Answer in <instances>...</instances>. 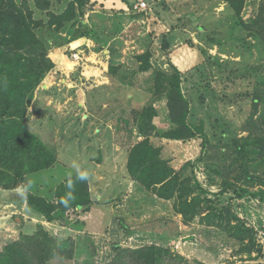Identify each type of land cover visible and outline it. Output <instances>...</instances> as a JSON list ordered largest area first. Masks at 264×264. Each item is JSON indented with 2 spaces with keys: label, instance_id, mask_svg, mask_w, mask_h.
Masks as SVG:
<instances>
[{
  "label": "rangeland",
  "instance_id": "obj_1",
  "mask_svg": "<svg viewBox=\"0 0 264 264\" xmlns=\"http://www.w3.org/2000/svg\"><path fill=\"white\" fill-rule=\"evenodd\" d=\"M68 1L52 0L50 9L59 11ZM145 1V10L134 11V0H90L83 15L63 29L38 30L55 65L34 90L24 117L29 123L24 122L29 130L36 114L55 122L57 127L32 133L54 153L53 166L64 165L32 179L48 184L43 197L52 200L54 187L66 176L91 167L97 177L88 176L89 193L100 202L111 196V212L104 222L101 207L68 209L49 222L26 204L20 184L15 190L0 188V252L41 225L59 243H72L58 249L49 264H138L132 250L151 245L173 253L162 256L160 264H264V163L252 153L242 156L235 145L254 128L249 123L264 116V86L259 85L264 44L241 26L227 0ZM27 4L34 7L33 0ZM261 4L264 0H245L241 18L254 19ZM148 49L153 69L181 73L187 120L202 122V133L190 139L155 138L170 165L185 167L184 174L206 192L200 215L190 222L175 213L172 199L145 194L124 178L128 151L143 138L140 110L152 102L158 132L169 127L165 100L153 97V70L138 69L136 57ZM73 50H83L75 68ZM214 209L234 214L231 224L252 228L256 243L249 254L225 229L204 223ZM82 223L83 228L72 227ZM118 225L124 232L109 233Z\"/></svg>",
  "mask_w": 264,
  "mask_h": 264
},
{
  "label": "trees",
  "instance_id": "obj_2",
  "mask_svg": "<svg viewBox=\"0 0 264 264\" xmlns=\"http://www.w3.org/2000/svg\"><path fill=\"white\" fill-rule=\"evenodd\" d=\"M227 1L241 26L253 32L264 44V4L260 5L254 19L246 21L241 18L245 0ZM89 2L90 0H69L63 9L53 11L50 9L52 0H33V8L28 6L27 0H0L2 189L17 188L24 181L26 174L50 168L56 160L54 153L41 143L24 122L34 90L55 65L48 57L47 41L38 34V30L44 29L54 33L63 29L66 23L83 15L82 9ZM37 13L41 16H36ZM150 57L149 49L138 55V69L142 72L153 70V97L154 100H165L169 127L158 132L152 122L153 117L158 114L157 110L151 105L152 102L143 107L137 123L139 134L143 135V138L128 151L125 167L135 188L160 199H172L175 213L180 214L184 221L190 222L200 215V203L207 201L202 193L206 192L197 182L192 181L190 175L184 174L185 167L175 170L170 165L169 160L163 156L162 147L155 144V138L190 139L202 133V122L192 124L187 120L189 101L181 88V73L175 68L171 69L172 72L160 68L153 69ZM262 81L259 85L264 86V79ZM249 126L254 128H249V135L242 138V144H237L233 138L238 153L242 156H250L248 153H252L257 157L254 160L264 163V116L259 122L252 120ZM250 179L254 180L255 177L250 176ZM53 192L52 200L32 192L25 193L26 204L49 222L57 219L58 212L75 208L88 209L91 203L87 179L80 180L77 171L59 182ZM257 194L261 195L262 192ZM208 215L210 218L204 220L206 225L216 223L227 231L229 238L245 245L244 252L250 253L256 243L252 228L238 222L231 224V217L236 218L235 215L229 217L221 209H214L212 214ZM21 238L4 245L0 252V264H49L58 249L72 245L68 239L59 243L41 225L34 234H24ZM131 253L138 264H160L162 256L173 257L169 249L153 245L136 248Z\"/></svg>",
  "mask_w": 264,
  "mask_h": 264
},
{
  "label": "crops",
  "instance_id": "obj_3",
  "mask_svg": "<svg viewBox=\"0 0 264 264\" xmlns=\"http://www.w3.org/2000/svg\"><path fill=\"white\" fill-rule=\"evenodd\" d=\"M123 4V3H122ZM132 5V4H131ZM79 42H80V40H79ZM81 43V42H80ZM150 52H151V50H150ZM152 53V52H151ZM56 53H53V55H55ZM62 54V53H61ZM50 58L52 59V61H55L54 60V58L52 57V54L50 53ZM61 58H63V57H61ZM60 58V59H61ZM61 64H62V62H60ZM159 64H162V62L160 61V58H159V62H158ZM152 64V63H151ZM161 69V68H160ZM66 70L67 71H69V69H67L66 68ZM67 73V72H66ZM40 86H42V85H40ZM44 92H47V89L46 90H44ZM39 93V98H40V95H41V92H39V88H38V91H36V94H38ZM48 93V92H47ZM33 100V99H32ZM32 102V101H31ZM26 115H28L29 116V113L27 114L26 113ZM39 115V114H38ZM37 114H36V116L33 118V121L34 122H31V124L33 125V128L31 129L30 128V131L31 132H33V131H35L37 128H38V134H41V132L44 130V129H48V126L49 125H54V126H56L57 127V125L55 124V122H54V124L52 123V121L51 120H46L47 119V115H42L40 118H37V116H38ZM27 116V118H25L24 119V121L26 122V123H29L28 122V120L30 119L29 117ZM38 119V120H37ZM49 130V129H48ZM34 133V132H33ZM111 160V159H110ZM58 162H60V161H58ZM105 162V161H104ZM109 162L110 161H108V162H105V164H109ZM125 163H126V160H125ZM57 165H61V166H63L64 165V163H62V164H57ZM56 165V166H57ZM56 166H51L50 168H52V169H54ZM65 166L66 167H68V165H66L65 164ZM86 167H89L88 165H86ZM50 168H47V169H50ZM91 168V167H90ZM89 168V170L87 169L86 170V168L84 167V169H82V170H80V171H84V172H87L88 173V176L92 179V168L90 169ZM44 170H46V169H44ZM43 170H40V171H36V172H33V173H29V174H27L26 176H25V179H24V181L20 184L21 186H20V188H21V190H23V187L26 189V192L28 191V192H32V193H35V194H37V195H40V196H43V194H44V192H45V188H47L48 187V184H46L45 182V184H43V182H36V180H34V179H32L33 178V176L34 175H36V173H39V172H42ZM72 173V172H71ZM70 173V174H71ZM69 174V175H70ZM98 176H100V175H98ZM96 177L97 176H94L93 177V179L94 180H91V181H95V179H96ZM101 177V176H100ZM124 178H126L128 181H129V183H130V181H132L131 179H130V177H129V175L127 174V171H126V167H125V177ZM132 183H133V181H132ZM44 187V188H43ZM43 188V189H42ZM55 188V187H54ZM15 189H17V188H14V190ZM1 190H5V191H10V190H12V189H2L1 188ZM105 193V192H104ZM108 194H106L105 195V197H102L103 198V202H100V200H97V198L95 199L94 198V196L92 195V194H90V201H91V203H90V205H89V207H98V208H100L105 214V216H106V218L104 219V222H106L107 221V212H111V206H110V197L111 196H107ZM101 198V199H102ZM164 201V200H163ZM129 203H131V202H129ZM81 209V211H86L87 209H84L83 210V208H80ZM74 210V209H73ZM75 210H77V208H75ZM78 210H79V208H78ZM129 210V209H128ZM128 210L126 209V208H124V212L125 213H127L128 212ZM35 213V212H34ZM37 214V213H36ZM109 216H110V214H109ZM72 227H74L75 229H78V228H83V227H85V224H81V227H78L77 225H73ZM121 230H122V232H124V230L122 229V227L121 226H117L115 229H113V230H111L109 233H114V232H116V233H119V234H121ZM105 231H106V229H105ZM87 233V232H86ZM88 234V233H87ZM89 235V234H88ZM104 236H105V234H104ZM106 237V236H105ZM105 239L106 238H104V241H105ZM107 240V239H106Z\"/></svg>",
  "mask_w": 264,
  "mask_h": 264
},
{
  "label": "built area",
  "instance_id": "obj_4",
  "mask_svg": "<svg viewBox=\"0 0 264 264\" xmlns=\"http://www.w3.org/2000/svg\"><path fill=\"white\" fill-rule=\"evenodd\" d=\"M132 8L134 11L145 10L147 8V3L145 0H134V2L132 3ZM82 51L83 50H73L71 52V58L72 62L74 63V68L76 64H79L81 61H83V58L80 55L81 53H83ZM82 63L84 64V62Z\"/></svg>",
  "mask_w": 264,
  "mask_h": 264
},
{
  "label": "clouds",
  "instance_id": "obj_5",
  "mask_svg": "<svg viewBox=\"0 0 264 264\" xmlns=\"http://www.w3.org/2000/svg\"><path fill=\"white\" fill-rule=\"evenodd\" d=\"M77 172H78V178L80 180H86L88 178V173L84 172V171H80L79 168H77ZM23 191H26V189H24ZM66 203V201H63Z\"/></svg>",
  "mask_w": 264,
  "mask_h": 264
},
{
  "label": "water",
  "instance_id": "obj_6",
  "mask_svg": "<svg viewBox=\"0 0 264 264\" xmlns=\"http://www.w3.org/2000/svg\"><path fill=\"white\" fill-rule=\"evenodd\" d=\"M73 76H74V78L79 79V74H78L77 71H74V72H73Z\"/></svg>",
  "mask_w": 264,
  "mask_h": 264
},
{
  "label": "bare ground",
  "instance_id": "obj_7",
  "mask_svg": "<svg viewBox=\"0 0 264 264\" xmlns=\"http://www.w3.org/2000/svg\"><path fill=\"white\" fill-rule=\"evenodd\" d=\"M71 62V61H70ZM71 64H73L74 65V63L73 62H71Z\"/></svg>",
  "mask_w": 264,
  "mask_h": 264
}]
</instances>
